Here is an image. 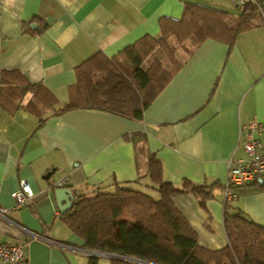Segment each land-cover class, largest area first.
Returning a JSON list of instances; mask_svg holds the SVG:
<instances>
[{
	"label": "crops",
	"instance_id": "obj_1",
	"mask_svg": "<svg viewBox=\"0 0 264 264\" xmlns=\"http://www.w3.org/2000/svg\"><path fill=\"white\" fill-rule=\"evenodd\" d=\"M186 2L230 12L237 8L233 0H0V73L6 70L9 77L0 78V206L13 204V191L26 179L34 195L10 212L22 226L81 245L82 239L55 216L60 210L54 189L59 187L52 183L65 180L61 187L73 196L111 191L116 181L143 188L150 183L147 161L153 154L164 181L210 185L211 195L203 204L192 193L175 195L172 201L200 246L217 250L226 245L228 161L244 155L240 126L264 123L261 19L240 31L231 45L205 38L187 54L177 42L174 57L182 61L140 118L93 107L56 111L69 99L77 65L96 52L121 57L123 49L143 36L160 39L162 23L180 19ZM167 39L175 40L171 35ZM157 48L162 56L152 59L167 61L156 45L143 62ZM29 82L45 91L33 92ZM34 97L42 113L27 106ZM38 115L45 118L39 125ZM135 133H143L144 140L135 142ZM261 140L264 153V136ZM136 178L138 183H132ZM227 210H240L264 225V187H240ZM20 240L26 241L20 264H87L84 253L33 239L0 221V242Z\"/></svg>",
	"mask_w": 264,
	"mask_h": 264
},
{
	"label": "trees",
	"instance_id": "obj_2",
	"mask_svg": "<svg viewBox=\"0 0 264 264\" xmlns=\"http://www.w3.org/2000/svg\"><path fill=\"white\" fill-rule=\"evenodd\" d=\"M263 3L264 0H246L238 4L234 13L216 6L186 2L180 19L162 23L160 39L143 36L123 49L121 57H104L96 52L77 65L76 80L69 86V99L56 111L93 107L140 118L182 61L174 57L167 39L169 35L187 50V54L205 38L231 45L240 31L253 25L259 16V4ZM156 45L164 51L170 64L168 68L159 58L142 66ZM7 73L2 70L0 78H9ZM28 85L33 92L45 91L41 84L29 82ZM47 96L53 98L51 94ZM27 106L42 113L36 98ZM38 117L39 125L45 118ZM133 136L135 142L144 140L143 133ZM147 174L150 183L144 186L153 189L157 197L117 181L111 191L74 195L71 206L64 212L59 211V216L70 231L82 239L78 246L111 255L104 256L110 264H264V225L245 217L240 210L229 212V201H224L226 245L217 250L206 249L198 244L196 232L175 207L172 198L192 193L203 204L211 195L210 185L188 179L180 186L164 181L160 162L153 154L148 156ZM248 185L261 189L264 178H255L244 186ZM86 255L87 264H99L100 256Z\"/></svg>",
	"mask_w": 264,
	"mask_h": 264
},
{
	"label": "built area",
	"instance_id": "obj_3",
	"mask_svg": "<svg viewBox=\"0 0 264 264\" xmlns=\"http://www.w3.org/2000/svg\"><path fill=\"white\" fill-rule=\"evenodd\" d=\"M236 5L243 4L246 0H233ZM259 17L264 23V6L259 4ZM240 134L242 135V146L244 155L234 157L228 161L227 179L223 189L224 201H229L238 195L240 187L259 178L264 173V153L261 137L264 136V123L258 121H250L240 126ZM53 186L60 187L65 185V180L54 181ZM34 193L29 182L22 178L19 186L12 193L13 204L8 207L0 206V221H4L33 239L42 240L48 244H56L62 248H69L73 251L81 253H91L111 257L98 251H88L80 246H74L65 242H58L54 239L31 231L10 216V212L27 204L32 199ZM55 216H59V211H55ZM26 241H18L14 243L0 242V264H20L24 259L23 248ZM138 262V261H137ZM143 264H152L149 262H141Z\"/></svg>",
	"mask_w": 264,
	"mask_h": 264
},
{
	"label": "water",
	"instance_id": "obj_4",
	"mask_svg": "<svg viewBox=\"0 0 264 264\" xmlns=\"http://www.w3.org/2000/svg\"><path fill=\"white\" fill-rule=\"evenodd\" d=\"M264 5V3H263ZM50 171L45 174V178H49ZM55 201L60 212H64L71 206L74 196L69 188L59 187L54 189Z\"/></svg>",
	"mask_w": 264,
	"mask_h": 264
},
{
	"label": "rangeland",
	"instance_id": "obj_5",
	"mask_svg": "<svg viewBox=\"0 0 264 264\" xmlns=\"http://www.w3.org/2000/svg\"><path fill=\"white\" fill-rule=\"evenodd\" d=\"M237 10H238V8H235V10H233L234 13H236L235 11H237ZM257 20H260L259 16L256 17V20L255 21H257ZM168 43H169V46H171V47H174V45H177L178 44L176 42V40H168ZM159 49L157 48L155 53H153L150 56H148L147 59L143 62L142 66L145 67L154 56H157V57L161 58L162 53H161V50H159ZM183 53L184 52L181 49H177V53H176L177 55H180V56L182 55L183 56ZM164 57H165V55H164ZM164 66L167 67V68L170 66V64L168 63V60L167 61H164ZM143 183H145V182H143ZM138 189H141V190H143L145 192L151 191V193L155 194V191L153 189L152 190H149L148 187L145 188L143 186V188H138ZM65 230H68V229L65 228ZM99 259H100L101 263H103V264H107V263L109 264L110 263L109 259L106 258V257H104V256H100Z\"/></svg>",
	"mask_w": 264,
	"mask_h": 264
},
{
	"label": "clouds",
	"instance_id": "obj_6",
	"mask_svg": "<svg viewBox=\"0 0 264 264\" xmlns=\"http://www.w3.org/2000/svg\"><path fill=\"white\" fill-rule=\"evenodd\" d=\"M263 5V4H262ZM238 6V5H237ZM264 6V5H263ZM61 187V186H60Z\"/></svg>",
	"mask_w": 264,
	"mask_h": 264
},
{
	"label": "bare ground",
	"instance_id": "obj_7",
	"mask_svg": "<svg viewBox=\"0 0 264 264\" xmlns=\"http://www.w3.org/2000/svg\"><path fill=\"white\" fill-rule=\"evenodd\" d=\"M98 256H101V255H98Z\"/></svg>",
	"mask_w": 264,
	"mask_h": 264
}]
</instances>
